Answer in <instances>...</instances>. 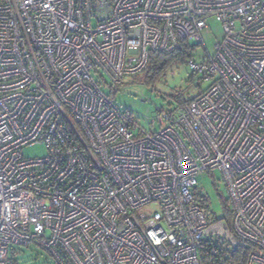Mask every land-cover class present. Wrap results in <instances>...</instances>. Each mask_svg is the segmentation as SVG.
I'll use <instances>...</instances> for the list:
<instances>
[{
    "label": "built area",
    "instance_id": "obj_1",
    "mask_svg": "<svg viewBox=\"0 0 264 264\" xmlns=\"http://www.w3.org/2000/svg\"><path fill=\"white\" fill-rule=\"evenodd\" d=\"M184 45L201 88L145 128L110 89ZM214 170L229 224L195 200ZM21 246L51 264H264V0H0V264Z\"/></svg>",
    "mask_w": 264,
    "mask_h": 264
},
{
    "label": "rangeland",
    "instance_id": "obj_2",
    "mask_svg": "<svg viewBox=\"0 0 264 264\" xmlns=\"http://www.w3.org/2000/svg\"><path fill=\"white\" fill-rule=\"evenodd\" d=\"M209 28L201 32L204 45L209 52H213L214 44L221 38L222 29L220 23L214 18L208 19ZM202 48H197L201 53ZM143 71V70H142ZM142 71L140 73H142ZM137 73L136 75H139ZM189 68L186 64L172 66L165 77L153 87L133 82L132 77L125 78L115 88L112 98L116 104L140 125L148 128L149 122L156 116L158 110L174 106L168 100L169 93L180 89H186V97H192L199 91L194 84L187 82ZM205 84H203L204 86ZM108 92L107 88H104ZM156 127V125L154 126ZM46 153L44 145H29L23 148V154L27 157L42 156ZM221 174L214 170L213 174L202 173L197 177V189L209 198L211 210L217 217L222 215V200L226 199V191L221 183ZM17 264H51L50 258L40 249L30 246L18 247L16 252Z\"/></svg>",
    "mask_w": 264,
    "mask_h": 264
},
{
    "label": "trees",
    "instance_id": "obj_3",
    "mask_svg": "<svg viewBox=\"0 0 264 264\" xmlns=\"http://www.w3.org/2000/svg\"><path fill=\"white\" fill-rule=\"evenodd\" d=\"M191 48L184 45L183 47L172 52L152 51L149 54L148 61L142 73L134 76L133 78H131V80L133 82H140L143 85L153 87L156 83H158L162 78L165 77L166 73L172 66L177 64H186L187 59L191 56ZM187 82L189 84H194L200 90L201 86L196 85L195 74L191 71L188 74ZM120 84L116 85L113 89H110L111 94H113L114 90H116L115 88H117V86H119ZM167 98L173 105H183L192 100L194 96L186 97V89L179 88L173 93H169ZM194 194L196 202L202 207L210 222L225 220L228 224L230 223L231 214L226 199L222 200V215L217 217L210 208L208 196L199 192L197 188H195ZM11 256L13 259V264H17L18 261L16 259V256L13 254ZM205 257L207 258L208 255H206Z\"/></svg>",
    "mask_w": 264,
    "mask_h": 264
}]
</instances>
